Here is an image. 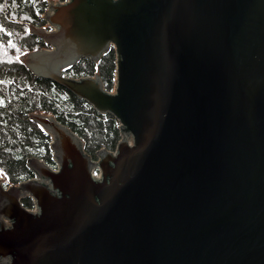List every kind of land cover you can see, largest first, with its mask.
<instances>
[{
    "label": "water",
    "instance_id": "95a60500",
    "mask_svg": "<svg viewBox=\"0 0 264 264\" xmlns=\"http://www.w3.org/2000/svg\"><path fill=\"white\" fill-rule=\"evenodd\" d=\"M41 18L51 29L30 32L50 48L24 64L112 114L120 138L94 160L29 115L57 169L31 157L32 177L0 178V264H264V0H50ZM110 48L112 91L62 74Z\"/></svg>",
    "mask_w": 264,
    "mask_h": 264
},
{
    "label": "trees",
    "instance_id": "16d2710c",
    "mask_svg": "<svg viewBox=\"0 0 264 264\" xmlns=\"http://www.w3.org/2000/svg\"><path fill=\"white\" fill-rule=\"evenodd\" d=\"M48 0H0V176L3 182L18 183L33 176L27 160L37 157L54 163L50 136L29 115L51 114L83 141L90 156L104 147L113 149L120 138L118 121L108 112L96 111L50 78L34 75L23 58L31 50L48 47L30 25H44L40 17ZM115 53L112 48L98 60L82 56L62 74L82 77L97 74L103 86H113ZM29 206L28 198H22Z\"/></svg>",
    "mask_w": 264,
    "mask_h": 264
},
{
    "label": "rangeland",
    "instance_id": "374dc122",
    "mask_svg": "<svg viewBox=\"0 0 264 264\" xmlns=\"http://www.w3.org/2000/svg\"><path fill=\"white\" fill-rule=\"evenodd\" d=\"M102 148V147H101ZM100 149V148H99ZM98 149V150H99ZM115 149V147L113 148V149H109V150H111V151H113ZM84 151V150H83ZM88 154V153H87ZM91 158L92 159H94V160H97V156H96V152H95V155L94 156H91ZM53 166H54V163H53ZM1 177V176H0ZM4 180V179H3ZM3 180H2V182H3ZM3 185L5 186V187H7L8 186V184H6L5 182H3ZM23 198H28V200H29V202H30V205L28 206V208L29 209H32L33 208V205H31V204H33L34 203V200L30 197V196H24ZM22 199V198H21Z\"/></svg>",
    "mask_w": 264,
    "mask_h": 264
},
{
    "label": "built area",
    "instance_id": "2783aa9c",
    "mask_svg": "<svg viewBox=\"0 0 264 264\" xmlns=\"http://www.w3.org/2000/svg\"><path fill=\"white\" fill-rule=\"evenodd\" d=\"M61 1H64V0H61ZM118 125H119V124H118ZM112 152H114V150H113ZM90 173H91L92 177L98 178V177H99V170H98V167H97V166H94V167L91 169ZM33 209H34V208H33ZM5 221L8 223L7 220H5Z\"/></svg>",
    "mask_w": 264,
    "mask_h": 264
},
{
    "label": "bare ground",
    "instance_id": "6f19581e",
    "mask_svg": "<svg viewBox=\"0 0 264 264\" xmlns=\"http://www.w3.org/2000/svg\"><path fill=\"white\" fill-rule=\"evenodd\" d=\"M80 137V136H79Z\"/></svg>",
    "mask_w": 264,
    "mask_h": 264
}]
</instances>
